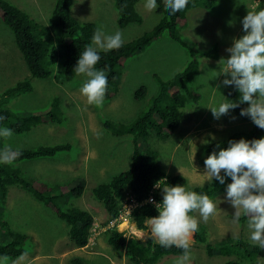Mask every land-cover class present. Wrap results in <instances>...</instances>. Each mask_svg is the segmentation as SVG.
I'll use <instances>...</instances> for the list:
<instances>
[{
	"label": "rangeland",
	"instance_id": "rangeland-1",
	"mask_svg": "<svg viewBox=\"0 0 264 264\" xmlns=\"http://www.w3.org/2000/svg\"><path fill=\"white\" fill-rule=\"evenodd\" d=\"M18 7L31 18L45 26H51V16L56 0H6ZM200 1L197 0V4ZM146 0H139L136 11L142 18L141 24H130L124 29L118 27V11L114 0H74L71 12L76 19L103 26L106 35L122 33L124 43L150 31L158 22L155 10L144 7ZM264 9V0H219L210 9L197 10L188 18L180 36L192 48L193 58L185 48L165 34L155 39L150 46L136 53L119 68L116 78L117 93L103 102L102 107L87 104L80 88L86 80L84 76L72 75L71 81L57 83L53 78L33 80V91L9 101L6 107L18 117L45 108L53 98L60 99L61 110L68 116L65 125L43 124L24 135H12L5 140L8 146L34 149L40 145L69 143L71 152L50 159H36L18 163L26 176L42 184L58 189H72L79 184L83 188L81 196L68 195L61 208H77L89 211L94 218L88 245L74 248L67 235V225L50 208L33 198L29 193L13 186L9 188L6 201L0 204V214L10 223L13 230L29 235L32 243L23 260L14 261L0 258V264H70L74 257L82 258L87 264H130L123 252L108 245L105 231L106 214L102 205L93 196V189L108 182L113 176L126 171L130 164L134 145L131 137H115L103 127V121L125 123L137 119L150 107L158 93V79L169 80L181 71L191 59L197 61L198 73L188 86L199 96L189 102L184 111L181 125L176 133L166 140L151 135L147 142H140V148H152L158 154L157 162L164 165L170 174L186 177L189 186H202L209 181L204 175V161L208 157L204 148L209 141L223 139L233 132L245 130L242 123L229 110L219 119L214 118L210 107L224 103L226 91L220 73L221 59H227L226 51L234 38H240L242 19L248 11ZM216 48V51L215 49ZM28 76V71L15 46L13 34L0 20V93L14 86ZM144 87L146 95L135 98V92ZM64 124V123H63ZM223 175V173H222ZM163 189V188H162ZM159 189L161 200L163 191ZM55 195L57 191H53ZM226 193L218 195L213 202L216 214L204 222L198 212V230L212 248L226 237L241 234L250 240L247 222L233 223L234 208L225 199ZM133 198L125 195L119 212L124 216L119 224L126 234L134 233V238L145 241L151 237L150 229L131 228L128 215ZM129 221V223H127ZM135 227V226H134ZM124 232V231H123ZM194 241V235L190 244ZM261 258L264 264V249ZM187 264H223L233 257L214 252L209 256L205 244L196 245L191 250ZM181 256L165 257L158 264H177Z\"/></svg>",
	"mask_w": 264,
	"mask_h": 264
},
{
	"label": "trees",
	"instance_id": "trees-1",
	"mask_svg": "<svg viewBox=\"0 0 264 264\" xmlns=\"http://www.w3.org/2000/svg\"><path fill=\"white\" fill-rule=\"evenodd\" d=\"M189 0L187 7L175 14H170L164 9L163 0H157L155 13L159 15L156 25L148 32L128 42L123 43L118 50L104 52L98 50L101 56L95 66L97 70H104L108 84L105 100L117 93L116 78L118 70L126 60L136 53L144 50L157 38L165 34L171 40L185 48L193 58L192 48L182 40L180 30H184L188 18L197 10L210 9L219 0ZM139 0H114L118 11V27L124 29L130 24H141L142 18L136 11ZM74 0H56L52 16L51 26H45L35 21L27 13L12 5L6 0H0V20L11 31L16 48L21 54L28 71V76L14 86L0 93V129L9 128L14 135H24L39 125H65L68 116L61 110L60 99L53 100L43 109L22 117L6 107L7 102L14 101L18 97L33 91L32 81L54 79L59 84L71 81L76 74L74 68L80 54L91 43V38L96 29L93 22L76 19L71 12ZM78 37V38H77ZM216 51V48H214ZM107 65V67H105ZM199 71L196 60L191 59L187 65L169 80L158 79V93L152 99L147 111L129 124L103 121V127L115 137H131L133 154L129 167L113 176L108 182L97 185L93 189V196L99 202L106 214L105 227L120 215L121 200L125 195H130L136 202L130 214V220L137 230H147L146 220L158 215L154 203L147 202L152 198L155 203L162 202L159 189L168 186L181 185L187 190L198 194H206L214 202L218 195L226 193L227 184L231 178L226 177L225 184L221 185L213 180L202 186H189L186 177L181 174H170L163 164L157 162L158 154L152 148L146 146L142 150L140 142H147L151 135L158 139L166 140L176 133L181 125L183 114L189 102H195L199 96L188 86L190 79ZM146 95L144 87L135 92V98H143ZM224 103H238L235 109H230L233 115L242 123L249 126L245 130L231 133L227 137L209 141L204 153L209 156L214 151L228 147L230 140L238 141L264 138V129L257 127L247 116H241V109L247 108V103H240V93L234 86H228L224 92ZM64 123V124H63ZM7 145L0 137V151ZM19 156L10 165L0 163V204L6 201L9 188L16 186L29 193L52 212L68 228V238L74 248H84L88 245L91 230L94 226L93 216L86 210L61 208L68 201V195L81 196L83 188L79 184L72 189L60 187L57 190L42 184L36 179L25 175L18 167V163L36 159H50L71 152L69 143H57L40 145L34 149L16 148ZM159 184L160 187H157ZM53 191H57L55 195ZM195 216V212L190 213ZM247 222L241 217L239 224ZM106 241L109 246L123 252L130 264H158L160 260L170 256H182L183 251L175 246L162 247L152 236L142 241L132 237H123L116 228L105 231ZM32 243L29 235L20 233L11 228L10 223L0 214V258L11 261L19 259L23 254H28L27 249ZM198 244H205L206 252L212 256L218 252L222 256L233 257L223 264H262L263 250L252 245L238 234L234 237H226L212 248L200 231L194 233V241L191 250ZM70 264H87L82 258L74 257Z\"/></svg>",
	"mask_w": 264,
	"mask_h": 264
},
{
	"label": "clouds",
	"instance_id": "clouds-1",
	"mask_svg": "<svg viewBox=\"0 0 264 264\" xmlns=\"http://www.w3.org/2000/svg\"><path fill=\"white\" fill-rule=\"evenodd\" d=\"M188 2L163 0L164 9L170 14L184 10ZM144 7L148 11L155 10L157 0H146ZM242 26L245 34L234 38L232 46L226 49L230 56L219 61L222 64L219 74L225 76L223 86H234L240 93L239 102L249 105L241 109L240 115L249 117L257 127L264 129V9L248 11L242 19ZM123 43L121 32L106 35L103 26H100L95 29L91 43L80 54L74 72L77 76L86 77L80 92L87 104L102 107L106 95L107 77L103 69L95 67L101 59L98 50H118ZM238 106L234 102L220 103L210 109L214 118L219 119ZM12 135L11 129H0V137L5 140ZM18 156V151L5 145L0 151V163L10 165ZM204 164V175L209 182L216 180L223 185L226 177L231 178L225 199L235 210L232 222L239 223L241 217H245L251 242L264 249V138L230 140L227 148L218 153L214 151ZM157 187H160L159 184ZM162 191V202L149 200L155 204L158 215L148 218L146 226L162 247L181 249L183 255L177 264H187L191 258L190 242L198 231V221L190 213L198 212L207 222L210 216L216 214V205L208 195L187 190L181 185L164 187ZM26 255L23 254L20 259L23 260Z\"/></svg>",
	"mask_w": 264,
	"mask_h": 264
},
{
	"label": "built area",
	"instance_id": "built-area-1",
	"mask_svg": "<svg viewBox=\"0 0 264 264\" xmlns=\"http://www.w3.org/2000/svg\"><path fill=\"white\" fill-rule=\"evenodd\" d=\"M152 200V201H154L152 198H149L148 200H147V202H149V200ZM131 202H132V209H131V212H132V210H133V208L135 207V205H136V202L134 201V200H131ZM155 202V201H154ZM151 203V202H150ZM131 212H129L128 213V215L130 216V214H131ZM123 219H124V216L122 215V214H120L119 216H118V218L117 219H115L113 222H111V223H109L108 224V226H107V230L110 228H119V224H125V222H123L122 223V221H123ZM129 221H127V223H128ZM125 231H127L126 229H125ZM136 231H137V229H136ZM137 232H139V231H137ZM134 235V233L132 232V233H130V234H127V236L128 237H132Z\"/></svg>",
	"mask_w": 264,
	"mask_h": 264
},
{
	"label": "crops",
	"instance_id": "crops-1",
	"mask_svg": "<svg viewBox=\"0 0 264 264\" xmlns=\"http://www.w3.org/2000/svg\"><path fill=\"white\" fill-rule=\"evenodd\" d=\"M185 29V28H184ZM129 223V222H128ZM130 224V223H129ZM131 228H135L133 224H131L130 226ZM136 229V228H135ZM117 230L122 233L123 237H126L128 238L127 234H126V231L125 230H121L120 228H117ZM124 231V232H123ZM148 239V238H147Z\"/></svg>",
	"mask_w": 264,
	"mask_h": 264
},
{
	"label": "flooded vegetation",
	"instance_id": "flooded-vegetation-1",
	"mask_svg": "<svg viewBox=\"0 0 264 264\" xmlns=\"http://www.w3.org/2000/svg\"><path fill=\"white\" fill-rule=\"evenodd\" d=\"M89 212V211H88ZM90 213V212H89ZM95 225V224H94ZM67 232H68V228H67Z\"/></svg>",
	"mask_w": 264,
	"mask_h": 264
}]
</instances>
